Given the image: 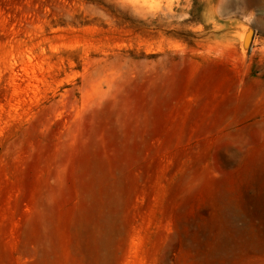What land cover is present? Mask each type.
I'll return each mask as SVG.
<instances>
[{
  "label": "rangeland",
  "instance_id": "rangeland-1",
  "mask_svg": "<svg viewBox=\"0 0 264 264\" xmlns=\"http://www.w3.org/2000/svg\"><path fill=\"white\" fill-rule=\"evenodd\" d=\"M0 264H264V0H0Z\"/></svg>",
  "mask_w": 264,
  "mask_h": 264
}]
</instances>
